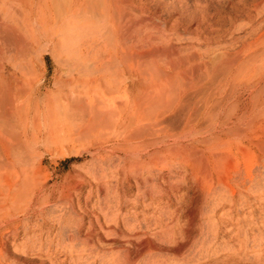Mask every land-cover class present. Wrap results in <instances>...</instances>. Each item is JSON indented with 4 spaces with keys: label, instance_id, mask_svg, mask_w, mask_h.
<instances>
[{
    "label": "rangeland",
    "instance_id": "obj_1",
    "mask_svg": "<svg viewBox=\"0 0 264 264\" xmlns=\"http://www.w3.org/2000/svg\"><path fill=\"white\" fill-rule=\"evenodd\" d=\"M32 1L36 2L0 0V5L14 12L20 7L29 9ZM147 7L158 18L157 25H149L142 30L145 33H140L142 38L146 34V42L145 37L141 43L138 40H142L141 35L136 39L134 34L131 36L133 41L127 39V44H143L149 52L154 46H173L178 54L171 58L148 56L142 62L145 65L142 70L146 69L144 100L148 123L160 120L182 124L191 116L194 105L199 112L212 106L226 107L237 94L242 95V102L246 104L252 98L256 84L264 92V0H149ZM34 21L35 18L31 25L35 35L42 39L40 24ZM107 31L102 27L82 29L77 33L63 29L61 37L57 34L58 39L54 38V44L43 41L37 45L28 57L35 71V83L41 81L45 89L55 93V83L73 81L64 88L65 94L72 92L73 97L80 95L84 100L88 97L99 106L118 103L123 98L122 93L107 95L104 92L105 96L104 89L99 88L104 86L102 79L118 83L124 80L117 69H99L101 62L109 60L105 50V46H111L107 44ZM48 32L50 37L52 31L49 29ZM152 37L154 41H151ZM62 40L64 43L60 42ZM86 43L98 46L93 51L80 53L88 46ZM177 57L185 63L176 69ZM95 65L99 66L97 71H93ZM226 70L232 72L231 75ZM262 95L264 97V93ZM250 111L253 112L251 118L241 128L247 131V137L264 141V105L252 106ZM77 119L71 123L73 130L69 129L70 125L66 127L67 131L64 128L53 134L49 141H42L44 145L41 142L36 145L32 165L39 176L38 183L47 188L43 194L51 199L43 206H36L39 213L28 215L16 224V239L12 230L0 232L1 245L8 251L0 264H123L127 255L123 250L132 251L129 243L141 244L140 240L153 245L155 250L134 260L135 264H150L154 259L157 260L154 264H264V168L257 164L250 176L236 175L228 163L225 184L221 185L217 172L212 174L214 182L207 183L205 175L201 176L199 171L192 173L183 165V160H171L167 156L166 162L171 164L165 170L162 167L154 169L148 161L149 164H142V169L139 166L140 171L156 185L153 190L148 187L147 198L139 196L140 202L136 204L134 199L138 191L134 182H131L133 188L127 196L123 192L127 183L109 184V178L100 183L106 192L97 191L99 185L89 175L99 163L96 150L109 148L113 143H99L93 136L83 134ZM206 125H209L208 119H201L197 130H204ZM248 127L254 128L248 130ZM175 130L180 132L178 128ZM187 140L183 142L188 143ZM224 141L232 143L229 138ZM111 169L104 166L102 171L110 177L115 171ZM162 171L166 180L161 179ZM171 171H177L176 175H171ZM85 178L88 184L78 189L70 187ZM168 180L172 182L168 183ZM43 194L38 193L37 197ZM153 195L157 197L156 201H151ZM107 226H112L117 235L120 233L122 242H103L113 239L102 230H107ZM185 227L186 230L190 227V236L184 233ZM90 232L96 239L98 236L102 239L93 251L77 240L79 235ZM130 257L134 258L133 252Z\"/></svg>",
    "mask_w": 264,
    "mask_h": 264
},
{
    "label": "bare ground",
    "instance_id": "obj_2",
    "mask_svg": "<svg viewBox=\"0 0 264 264\" xmlns=\"http://www.w3.org/2000/svg\"><path fill=\"white\" fill-rule=\"evenodd\" d=\"M148 1L36 0L35 3L32 1L29 9L20 7L18 11L14 12L7 10L5 5H0V232L3 229L12 230L13 238L16 239L18 234L16 224L28 215L39 213V208H36L38 204L43 206L49 202L51 198L47 194H43L44 191L47 192L45 190L47 188L44 184L38 183L39 176L37 177V171L32 165L35 147L39 142L49 141L53 134L60 133L70 125L69 129H72L73 124L71 123L77 117L81 119V122L77 120L80 123L79 130L81 129L80 131L83 134L87 133L89 136L91 135V138L93 136L94 140L96 139L95 141H99V143H113L111 146L109 145V148L102 147L96 150L99 163L93 167L90 174L88 173L95 184L99 185L96 188L97 191L99 193L106 192L105 187L100 186V183L109 178L108 183H127V185L125 184L127 188L123 189L124 195L127 196L133 188L131 182H134L138 191L137 198L134 199L136 204L140 202L139 196L142 195L144 199L147 198L148 187L153 190L156 185L151 183L147 177H144V174L140 171L142 164L148 161L153 164L154 169L162 167L165 170L171 164L170 161L166 162L167 156L171 160H183L185 162L183 165L190 168L193 171L192 173L195 174L199 171L201 176L205 175L207 183L211 184L213 181L212 174L217 172V180L221 185L225 184L224 177L228 163L231 164L236 175L244 173L250 176L257 164L264 168V141H261L258 137H247V131L241 128L242 124L249 121L253 114L250 107L259 108L260 105H264L262 95L264 92L259 89L257 84L253 86L254 94L251 95L252 98L246 104L242 102V95L237 94L231 104H225L226 107L210 106L211 108H204L202 112H199V109L192 105L191 116L182 124L177 125L176 122L168 123L160 120L153 123L147 122L146 101L144 100L147 80L144 71L146 69L142 70L145 66L142 65V62L148 56L165 55L171 58L178 55H176L173 46L167 48L154 46L149 52L143 44L142 46H135L138 44L135 38L136 44L133 43L135 47L131 43L130 46L127 44L129 41L127 39H130L134 34L137 39L147 26L157 25L158 18L147 7ZM34 18L40 24L42 39L36 37L35 28L33 29L31 25ZM98 27L108 30L106 36H108L107 40L109 41L107 44H111V46L103 47L107 51L108 62H101L100 67L95 65L93 71H97L98 67L100 71L110 70V68L118 70L116 71L124 79L122 82L118 83L109 79H102L106 78L102 77V82L105 80L104 86L102 85L104 88L99 87L104 89L103 94L104 92L107 95L122 93L123 98L118 103L111 104L112 106H107V103L99 106V104L96 105L97 101H93L88 97L87 100H84V97L81 98L80 95L73 97L72 92L69 95L65 94L64 88L73 84V81H63V83L60 82L61 84H57L58 82L55 81L57 82L53 86L55 93L45 89L46 87H43L41 81L38 84L35 83V71L28 57L37 45L43 41L54 44V38L58 39L56 35L59 29L72 30L77 33L82 29ZM49 29L52 31L50 37H48L51 34L48 32ZM62 30L61 33H63ZM61 33L58 34L60 37ZM145 35L143 36L145 37ZM144 37L142 38L141 35L142 40L139 38L138 40L141 42ZM154 40L152 37L151 41ZM60 42H63V40ZM92 44H88L80 53L93 51L98 46L94 47V43ZM178 59L177 57L176 60ZM183 63L185 62H182L181 59L175 61L176 69L177 66L183 65ZM232 68L229 70L232 71ZM231 73L229 74L231 75ZM133 78L135 80L132 81ZM128 80L132 82L129 83ZM94 83L97 82L94 81ZM104 95L106 96V94ZM225 103L227 102L225 101ZM215 104L218 105V103ZM201 119H208L209 125H206L204 130L198 131L197 128L201 124ZM249 127L248 130L254 128ZM175 128H178L180 132L176 131ZM64 131H67V128ZM194 133L195 135H193ZM226 138L232 139V143L225 142L224 139ZM184 139H188V143H184ZM188 158H191V160H188ZM104 166L115 170L110 177L102 171ZM98 170H100V175L97 174ZM176 172L171 171L170 174L176 175ZM160 175L162 180H166L163 171ZM171 180H168V183L172 182ZM87 182V178L80 179L79 183H74L70 187L78 189ZM105 186L107 188V185ZM112 186L115 185L112 184ZM38 193L43 194V196L39 195L37 197ZM156 198L153 195L151 201H156ZM202 200L200 199V201ZM167 202L170 201L167 200ZM149 206L147 205L146 208H149ZM107 211H105L106 215ZM197 212H194V216ZM188 217L190 218L189 215ZM111 227L107 230L101 228L105 230L108 236H113V241L108 239L103 242L107 244L122 242L123 238L119 235L120 233L117 235L115 229ZM189 230L190 227L188 230L185 227L183 231L188 235L191 231ZM115 235L116 237H114ZM77 240L82 242L84 248L91 251L102 241L100 236L96 239L91 232L83 236L79 235ZM143 240L145 241V239ZM124 241L126 242V240ZM140 243L130 242L129 246L132 247V251L129 249L123 250L127 254L122 262L123 264H135L140 257L151 254L155 250V247L148 242L140 240ZM131 252L134 255L133 259L130 257ZM7 256L8 251L1 245L0 239V262H3ZM156 261L154 259L150 264H154Z\"/></svg>",
    "mask_w": 264,
    "mask_h": 264
}]
</instances>
